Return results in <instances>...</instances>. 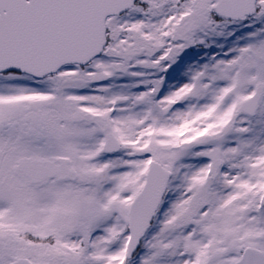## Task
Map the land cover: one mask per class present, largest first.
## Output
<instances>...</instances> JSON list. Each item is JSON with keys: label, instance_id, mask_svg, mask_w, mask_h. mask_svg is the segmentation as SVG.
<instances>
[{"label": "snow or ice", "instance_id": "6c2138e0", "mask_svg": "<svg viewBox=\"0 0 264 264\" xmlns=\"http://www.w3.org/2000/svg\"><path fill=\"white\" fill-rule=\"evenodd\" d=\"M0 264H264V0H0Z\"/></svg>", "mask_w": 264, "mask_h": 264}]
</instances>
